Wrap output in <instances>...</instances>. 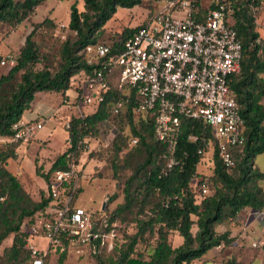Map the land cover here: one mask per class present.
I'll return each instance as SVG.
<instances>
[{
	"label": "trees",
	"instance_id": "obj_1",
	"mask_svg": "<svg viewBox=\"0 0 264 264\" xmlns=\"http://www.w3.org/2000/svg\"><path fill=\"white\" fill-rule=\"evenodd\" d=\"M43 0H0V22L16 25L29 17L34 8ZM84 11H79L76 2L69 6L68 29L72 35L67 37L61 46L63 62L52 72L44 67L34 70L33 66L42 57L40 45L33 40V29L26 35L15 64L7 74L0 76V133H11L12 125L28 110L35 95L40 91H61L66 93L72 78L82 72L88 74L94 67L86 62L84 49L88 44L97 43L99 35L104 30L105 23L113 16L118 7L131 8L142 4L143 0H83ZM220 2L232 7L230 20L241 42L240 71L233 75L230 90L236 99L240 112L245 120L241 144L231 146L230 152L234 160L233 167H227L221 161L216 149V143L208 127L199 120L184 119L179 138L175 145V155L182 165H174L165 172L163 157L169 152L168 144L157 140L153 134L150 118L146 113H136L132 109V101L125 102L119 112L114 115L113 106L122 93L111 86L93 111L83 117L73 116L67 130L66 147L51 163L48 171L40 174L46 183L50 175L63 168L69 154L74 151L78 159L83 154V147L88 139L95 136L101 124L111 121L123 110L130 126L131 133L137 139L136 146L131 151L132 157L120 162L118 151L120 144L113 143L115 148L111 169L114 176L118 171L130 170L122 189L123 202L117 204L113 212H107V229L115 228L117 236L109 251H102L95 256L96 264H190L201 259L211 249L222 244H230L233 240L229 231L218 232L216 227L227 218L236 219L244 208L262 210L264 208V190L258 186V181L264 179V171H259L254 159L257 154L264 153V37L257 30L254 11L262 0H213L210 8ZM150 6V2H146ZM198 11L204 14L200 5ZM150 12V11H149ZM48 18L43 20L47 22ZM137 26L125 28L118 38L110 43L115 47L122 46L127 36ZM20 73V74H19ZM19 77V78H18ZM12 88L4 86L15 81ZM141 115L143 120L137 127L133 116ZM113 128H118L113 123ZM194 135L195 139L188 137ZM132 138L130 139V141ZM132 142V141H131ZM212 144V151L198 153V149L206 143ZM18 144V143H14ZM207 155L212 175L208 178L209 192L201 199L196 194L205 177L197 171L203 156ZM14 152L0 153V245L2 241L13 234L12 244L5 247L2 258L8 263L32 264L30 250L25 248L26 235L20 231L22 221L29 219L50 203L47 195L39 201H34L24 190L18 179L7 168L9 158H15ZM93 157L90 151L85 157ZM36 161H38L36 159ZM84 167V166H83ZM85 168V167H84ZM212 177L213 181H210ZM81 186L75 192L73 202L82 191ZM114 197V194L111 196ZM137 230L128 236L120 234V220L117 215L124 211H133ZM196 227L193 232V227ZM177 233L182 242L172 246L168 240L169 233ZM146 233L156 235V244L149 251V258L135 253V246ZM64 245H68L63 240ZM264 248V242H263ZM67 250L52 252L46 257L45 264L51 256H56L54 264H63ZM226 264H235L233 258Z\"/></svg>",
	"mask_w": 264,
	"mask_h": 264
},
{
	"label": "built area",
	"instance_id": "obj_2",
	"mask_svg": "<svg viewBox=\"0 0 264 264\" xmlns=\"http://www.w3.org/2000/svg\"><path fill=\"white\" fill-rule=\"evenodd\" d=\"M144 2H150L149 15L127 36L120 49L115 47L112 52L113 46L102 42L85 47L86 62L94 67L88 74L82 72L81 77L72 78L76 116L87 113L83 111L85 105H92L94 110L114 86L122 96L112 114L132 101L134 112L149 116L154 137L168 144L169 153L163 157L165 172L182 165L174 150L184 119L199 120L208 127L219 158L225 166L233 167L230 147L243 143L245 120L230 90L232 76L239 73L241 61V42L230 22L231 5L220 2L201 14L197 0ZM1 63L13 66L15 59L7 56ZM72 117L64 123L65 127H70ZM43 123L42 119L20 118L12 125L11 133H0V144L26 145L36 138ZM188 138L194 140L195 136ZM131 141L134 144L137 139ZM86 149L87 145L83 153ZM210 150L212 144L207 142L198 153ZM84 161L83 157L76 159L72 151L66 165L56 169L46 183L50 203L34 218L22 222L25 248L30 250L32 264H45L51 252L56 255L73 246L95 256L112 249L117 230L107 229L102 210L92 211L73 202L85 176ZM201 179L197 199L209 192L208 178ZM37 238H43L45 246H39ZM257 245L263 246V242L252 244Z\"/></svg>",
	"mask_w": 264,
	"mask_h": 264
},
{
	"label": "rangeland",
	"instance_id": "obj_3",
	"mask_svg": "<svg viewBox=\"0 0 264 264\" xmlns=\"http://www.w3.org/2000/svg\"><path fill=\"white\" fill-rule=\"evenodd\" d=\"M73 2H76V7L79 11L85 10L83 0H43L23 22L16 25L0 22V76L7 74L12 67L7 63L2 64L1 60L7 56H11L16 60L24 44L26 35L33 27L35 28L33 40L40 45L39 52L42 55L40 61L33 66V69L40 70L46 67L54 72L59 68L60 64L63 62L61 46L67 37L72 35V32L68 29V21L69 6ZM212 2L213 0H197V3L203 10L209 9ZM149 8L150 6L146 2L131 8L118 7L113 16L105 23L103 27L104 30L99 35L97 41L106 44L112 43L118 38L123 29L141 24L149 15ZM254 17L257 22V30L260 35L264 37V0H262L260 6L254 11ZM46 18H48L50 22H43ZM230 21L232 22V20ZM75 81H79V78H75ZM15 82L16 80L4 87L12 88ZM69 86L68 93H62L61 91L37 92L35 100L38 102L40 99L43 101L46 99L51 108H49L50 110L48 112L50 116H41V119L44 120L43 127L37 132L36 138L33 141L21 147L14 143L0 144V153L5 154L14 152L16 155L15 158H9L7 168L16 176L24 190L34 201H39L42 194L44 197L46 196L47 186L44 177L36 173V168H39L40 174L48 171L52 161L62 153L66 147L67 130L64 123L69 120L71 116L78 115V111L73 105L75 83ZM0 93H3V90H1ZM68 101L69 104L66 105ZM91 110H93L92 105L83 106L84 112L89 113ZM124 111L125 110L117 117H113L111 121L100 125L95 136L88 139L86 153L80 156L81 158H85L90 151L93 152V157L87 159L84 165L86 172L82 179L83 189L76 198V204L81 207L92 211H100L103 210L104 205V209H106L107 212H113L116 205L123 202L122 189L125 180L130 174V170L118 171L117 175L114 176L111 169V162L115 151L113 147L114 142L121 146V150L117 153L120 162H122L121 160L124 158L134 160L131 151L136 144H132L130 139L135 136L131 133ZM142 120L143 117L141 115L135 114L133 116L134 124L137 127ZM113 123L118 128V131L113 128ZM36 159L38 161H36ZM201 161V164L197 166V171L203 176H211L212 170L208 166L207 155L203 156ZM254 163L259 171H264V153L257 154ZM210 181H213L212 177H210ZM258 186L264 190V179L258 181ZM113 194L114 197L111 199ZM136 210L137 208H134L133 211L126 210L120 215H117L120 220L119 223L122 226L120 228V234L127 239L128 236L135 233L137 230V225L133 217ZM250 210L251 209L245 212V219H243V221L237 220V218H227L216 228L220 227V230H223V226L230 225L234 228L240 227L244 229L245 221L251 220L250 222L253 221L255 225L249 228L248 234L254 239L261 237V234H263L262 240L264 242V231L262 230L264 224L253 218L250 214ZM28 219L29 218L26 217L22 222ZM195 230L196 227L194 226L193 232H195ZM255 230L260 232V234H254ZM20 231L22 232L21 225ZM12 236L13 234L8 235L0 245V264H17L8 263L2 258L4 248L12 244ZM178 236L179 235L174 232L168 234V240L172 246H178L181 242V237L179 236V239H177ZM230 237L233 241L241 238L239 235H230ZM156 241L155 234L151 235L146 233L136 244L135 253L143 254V256L148 259L149 251L155 246ZM36 243L43 247L46 242L43 238H37ZM230 244H226L225 247H231ZM210 253L211 252H208L206 254ZM55 259L56 256H51L46 264H54ZM230 260H232L231 257L227 260H223V263L226 264L230 262ZM233 260L235 262V259ZM191 263H193V261ZM241 263L247 264V261L242 260ZM63 264H96V259L95 256L88 253V251L79 252L73 246L65 254ZM250 264L252 263L250 262ZM253 264L257 263L254 262Z\"/></svg>",
	"mask_w": 264,
	"mask_h": 264
},
{
	"label": "crops",
	"instance_id": "obj_4",
	"mask_svg": "<svg viewBox=\"0 0 264 264\" xmlns=\"http://www.w3.org/2000/svg\"><path fill=\"white\" fill-rule=\"evenodd\" d=\"M67 93H68V90H67ZM36 96H37V93H36L35 97ZM49 108H51V107H49V102L46 99L44 101L40 99L37 102L34 98L33 102L31 103L30 108L23 113L21 118L41 119V116H43V117L50 116V114L48 113L50 110ZM17 146L21 147L18 144H17ZM85 172H86V170H85ZM249 209H251L250 214L252 215V217L255 218L257 221L259 220L260 222H262L264 224V208L262 210H259V211L254 210L252 208H244L238 214L237 220L243 221V219H245L244 214L246 211H249ZM250 221L251 220L245 221L244 229H241L240 227L234 228L230 225L223 226V230H220L221 229L220 227L216 228V230L219 233L227 230L230 232L231 236L239 235L241 238L233 241L230 244L231 247H225V245L222 244L218 247L211 249L210 251H208V252H211L210 254L205 253L201 259L194 260L193 263H190V264H224L223 260H227L230 257H231V259L232 258L235 259V264H242L241 263L242 260H246L247 264H250V262L252 264L254 262L257 264H264V248H263V246H260V245L252 246L253 243H259L260 244V242H263V240H262L263 234H261V237H258L256 239L252 238L251 235L248 234V232H249V228L253 227L255 224L253 223V221L252 222H250ZM262 230L264 231V225H263ZM239 232H241V233H239ZM254 234H260V232L255 230ZM177 239H179V236ZM181 242H182V238H181Z\"/></svg>",
	"mask_w": 264,
	"mask_h": 264
},
{
	"label": "water",
	"instance_id": "obj_5",
	"mask_svg": "<svg viewBox=\"0 0 264 264\" xmlns=\"http://www.w3.org/2000/svg\"><path fill=\"white\" fill-rule=\"evenodd\" d=\"M105 206L103 205V208H104Z\"/></svg>",
	"mask_w": 264,
	"mask_h": 264
}]
</instances>
